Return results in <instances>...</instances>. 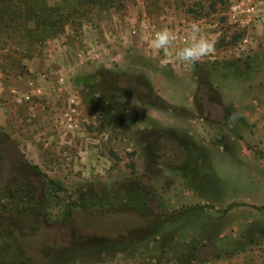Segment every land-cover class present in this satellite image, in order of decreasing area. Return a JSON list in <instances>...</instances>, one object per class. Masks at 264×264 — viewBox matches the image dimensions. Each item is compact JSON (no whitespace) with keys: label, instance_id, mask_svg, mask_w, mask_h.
Returning a JSON list of instances; mask_svg holds the SVG:
<instances>
[{"label":"rangeland","instance_id":"rangeland-1","mask_svg":"<svg viewBox=\"0 0 264 264\" xmlns=\"http://www.w3.org/2000/svg\"><path fill=\"white\" fill-rule=\"evenodd\" d=\"M126 2L0 39V264H264V0ZM193 21L211 55L151 48ZM164 131L184 140L141 141ZM130 181L148 213L124 208Z\"/></svg>","mask_w":264,"mask_h":264},{"label":"trees","instance_id":"trees-1","mask_svg":"<svg viewBox=\"0 0 264 264\" xmlns=\"http://www.w3.org/2000/svg\"><path fill=\"white\" fill-rule=\"evenodd\" d=\"M219 0H214L213 4H218ZM126 0H58L52 3L50 0H0V39L18 37L33 40L37 33L44 31L45 33L56 34L65 30L67 26L77 27L84 23L92 22V15L102 12H108L111 9L126 8ZM54 32V33H53ZM30 42V46H26V52H32L36 49L35 41ZM228 43L227 45H233ZM99 80L80 78L77 82L82 85H94ZM104 84V82L100 83ZM105 85V84H104ZM154 135V134H153ZM142 137V142L147 149H153L152 143L156 138L170 137L180 142L181 139L176 132L164 131V133L156 135V137ZM180 138V139H179ZM152 144V145H150ZM182 147V145H180ZM152 155L148 154V157ZM136 185V186H135ZM15 191H11L10 196L14 197ZM147 190L146 187L139 182L124 184V208L131 212L148 213L147 209ZM33 200V199H32ZM83 200V199H82ZM80 206L77 210L85 209L88 204L85 201H79ZM84 206V207H83ZM30 209V208H29ZM26 209L28 213H34V209ZM186 209V210H185ZM185 211L193 208H185ZM183 210V211H184ZM260 236L264 237V228L261 229ZM254 242V241H251Z\"/></svg>","mask_w":264,"mask_h":264},{"label":"clouds","instance_id":"clouds-1","mask_svg":"<svg viewBox=\"0 0 264 264\" xmlns=\"http://www.w3.org/2000/svg\"><path fill=\"white\" fill-rule=\"evenodd\" d=\"M186 46L179 48L173 53L172 49L177 41V35L171 29L165 27L155 32L151 40V48L156 53H163L165 58H172L185 65L200 62L205 57L211 55L214 51V41L201 35L200 25L193 21L187 28ZM160 66H167V59L162 60ZM239 114L233 112L229 116V127H234L239 120Z\"/></svg>","mask_w":264,"mask_h":264}]
</instances>
